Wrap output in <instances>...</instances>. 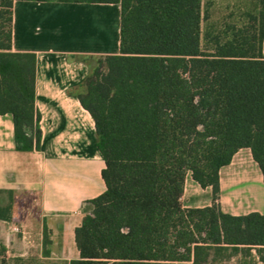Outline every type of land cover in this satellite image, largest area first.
Returning a JSON list of instances; mask_svg holds the SVG:
<instances>
[{
    "label": "trees",
    "instance_id": "16d2710c",
    "mask_svg": "<svg viewBox=\"0 0 264 264\" xmlns=\"http://www.w3.org/2000/svg\"><path fill=\"white\" fill-rule=\"evenodd\" d=\"M14 1L0 0V114L13 116L15 148L30 151L42 140L37 54L12 49ZM93 1L120 3V51L83 58L76 95L95 122L106 189L88 200L70 264H245L253 248L264 262V213L217 201L220 169L242 147L264 178V0L241 23L209 28L207 51L202 0ZM189 171L212 187L211 205H183ZM4 255L0 242V264Z\"/></svg>",
    "mask_w": 264,
    "mask_h": 264
},
{
    "label": "crops",
    "instance_id": "0c3cea01",
    "mask_svg": "<svg viewBox=\"0 0 264 264\" xmlns=\"http://www.w3.org/2000/svg\"><path fill=\"white\" fill-rule=\"evenodd\" d=\"M120 14L118 2L14 1L12 49L37 54L42 140L40 149L17 150L13 116L0 114L1 199L12 205L11 217L0 220L3 264H70L80 258L75 229L90 209L88 200L106 184L95 122L76 91L90 70L83 58L120 51ZM213 201L212 187L201 186L189 171L183 205ZM217 201L232 214L264 213L263 173L249 147L220 169ZM247 258L245 264H264L256 248ZM238 259L243 258L231 262Z\"/></svg>",
    "mask_w": 264,
    "mask_h": 264
},
{
    "label": "rangeland",
    "instance_id": "374dc122",
    "mask_svg": "<svg viewBox=\"0 0 264 264\" xmlns=\"http://www.w3.org/2000/svg\"><path fill=\"white\" fill-rule=\"evenodd\" d=\"M254 2L255 0H202V49L207 51L212 47V41L205 37L209 28H223L229 22L241 23L245 20L243 13L253 7ZM96 57L90 55L86 58L93 62Z\"/></svg>",
    "mask_w": 264,
    "mask_h": 264
},
{
    "label": "built area",
    "instance_id": "2783aa9c",
    "mask_svg": "<svg viewBox=\"0 0 264 264\" xmlns=\"http://www.w3.org/2000/svg\"><path fill=\"white\" fill-rule=\"evenodd\" d=\"M14 229L17 230V231L19 230V228L17 226H15Z\"/></svg>",
    "mask_w": 264,
    "mask_h": 264
}]
</instances>
